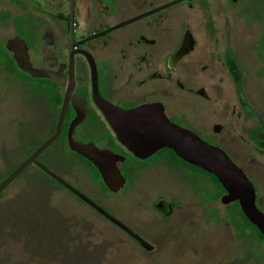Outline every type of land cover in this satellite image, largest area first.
<instances>
[{
	"label": "flooded vegetation",
	"instance_id": "flooded-vegetation-1",
	"mask_svg": "<svg viewBox=\"0 0 264 264\" xmlns=\"http://www.w3.org/2000/svg\"><path fill=\"white\" fill-rule=\"evenodd\" d=\"M256 4L255 0H0V81L1 84L7 79L19 81L27 89L22 91L23 97L29 94L25 98L28 100L27 111H20L23 114L15 117L16 134L10 139L16 143L15 152L19 153L25 147L24 156L4 174L11 172L54 132L64 105L56 136L36 155V160L134 234L41 166L29 162L18 175L32 167L34 172L50 181L37 186L44 193H41L40 203L53 207L57 201L50 199L52 192L55 188L65 190L72 196V203L87 209L143 252L157 249L159 243L169 241L170 236L177 238L181 229L194 223L195 216L199 219L196 218L199 235L203 234L200 222L205 220L217 223L224 220L233 225L236 235L233 221L225 216L234 201L228 204L220 201L225 190L218 198L207 201L205 192L215 189L206 180L204 172L195 168H192L195 172L189 171L177 164L174 151L168 147L145 158L136 156L118 139L108 118L120 119L122 110L142 104L161 105L170 121L198 129L205 137L189 128L207 142L221 147L229 156L233 155L224 144L226 137L221 134L225 124L215 121L206 125L205 109L212 95L213 79L221 80L219 71L222 70L234 84L239 111L247 119L253 117L250 104L243 96L242 68H245V59L252 57L259 64L256 77L262 78L264 85V0L260 1L259 7ZM239 17L247 23L248 38H245L244 46L238 42L236 24ZM15 54L27 60L32 69L45 74L33 76L23 70L17 64ZM236 75L240 79L238 84ZM100 98L109 104L107 113L98 104ZM241 106L246 110H241ZM196 118L199 125L194 124ZM245 130L246 139L252 142L254 149L258 153L264 151V120L261 118ZM69 140L89 144L107 156L110 153L120 156L114 162L109 159L111 163L107 165L121 175L120 179L117 176L111 179L116 190L105 184L91 160L70 148ZM147 170H155L167 179L173 175L180 188L191 190L196 205L182 204L169 183L157 188L143 185L140 181ZM34 172H29L31 178L35 176ZM4 177H0V181ZM79 180L86 182L87 190L79 187ZM24 187L29 188L28 179ZM258 198L256 194V203ZM214 200L224 205L223 215L211 204ZM125 201H129L134 209L133 227L114 210ZM68 207L65 203L63 211L57 214L68 222L67 227L73 231L69 234L75 235L71 241L74 243L79 240L77 233L81 224H77L79 218L65 215ZM229 210L235 212L232 206ZM213 211H217L219 220L213 218ZM154 219L161 224L169 223L165 231L158 229ZM22 226L10 235L17 242L23 241L22 248L17 247L16 257L20 253L27 258L36 253V241H33V232ZM78 245L83 252L94 256L95 251L89 250L84 243ZM8 259H11L9 255ZM95 259L93 264H97ZM8 264L21 263L15 258ZM22 264L27 263L23 261Z\"/></svg>",
	"mask_w": 264,
	"mask_h": 264
},
{
	"label": "rangeland",
	"instance_id": "rangeland-1",
	"mask_svg": "<svg viewBox=\"0 0 264 264\" xmlns=\"http://www.w3.org/2000/svg\"><path fill=\"white\" fill-rule=\"evenodd\" d=\"M255 1L256 6L259 7L262 0ZM254 9L257 8L254 7ZM246 26L247 23L239 17L236 28L238 42L240 41L241 46H244L245 38H248ZM245 62V68H242L244 74L243 96L245 101L250 104V112L253 117L247 119L245 114L239 111L234 84L229 76H226L221 70L219 74L222 75V79H213L211 85L212 95L206 105L204 123L209 125L219 121L225 124V131L223 129V133H221L227 139L224 140V144L236 157L230 154L231 158L244 169L254 183L256 194L259 196L258 207L264 212V151L258 153L254 149L252 142L246 139L245 130V127L256 125V122H260L261 118L264 120V85L263 79L257 78L255 74L259 64L254 62L252 57L245 59ZM1 83L3 82L0 81V175L6 173L24 156L25 147L19 153L15 152L16 143L11 142L10 139L16 134V129L13 126L15 117L23 114L20 111H27L26 102L28 101L25 99L28 93L23 97L22 92H26L27 89L21 86L19 81L7 79L4 84ZM195 98L192 99L201 103ZM233 109L236 110L232 113ZM241 110L246 109L241 106ZM238 111L240 113L237 115ZM193 121L195 125H199L198 118ZM188 126L200 136H204L198 129ZM253 158L255 160L252 161ZM177 164L195 172L194 169L187 168L180 161H177ZM30 171L34 172L32 167H27L4 189L0 196V234H6V236L0 237V264H8L9 260L13 261L15 258L20 260L21 264L23 261L27 264H93L95 258L97 264H264V240L257 243L256 240L247 241L244 234L236 236L233 225L224 220L218 223L211 222V220L201 221L200 228H203V234L199 235L197 216L195 217L198 220L193 218L194 223L189 228L181 229L177 238L174 235L170 236L171 239L165 243H159L161 245L157 246V249L143 252L131 240L105 225L87 209L72 203L70 201L72 196L65 190L55 188V191L52 192L50 199L53 202L57 201L53 207L40 203L39 199H41L43 190L37 186L50 181L36 172H34L35 176L31 178ZM144 172L140 181L143 185L157 188L169 183L174 195H177V199H182V204L190 202L196 205L197 202L194 201L191 190L188 187L180 188L173 175L167 176V179L166 175L157 173L155 170ZM27 179L29 188L24 187ZM86 185V182L79 180V187L82 190L88 189ZM206 195L207 192H205V197H207ZM65 203L69 205L65 215L79 218L80 221L77 224L83 225H78L77 238L79 240H75L74 243L71 241L75 239V235L69 234L73 231L67 227L69 226L68 222L62 220L57 214L59 211H63L61 209L65 207ZM211 204L223 215L224 205L219 200H214ZM114 210L127 224L133 227L134 209L129 201L114 207ZM90 221L92 224L89 223ZM153 223L157 224L158 229H164L163 231L169 224H161L157 219H154ZM20 225L35 235L33 241H36L34 247L36 253L28 255L27 258L20 253L16 257V252L19 251L17 247H21L23 241L18 239L17 242V239L10 235L11 232L19 230ZM85 227H87V231ZM177 231L180 230L177 229ZM53 242H55L54 245ZM78 243H84L89 250H94V256L79 249ZM71 246L73 247L71 248ZM101 251L104 252L102 256ZM8 255L11 259H8Z\"/></svg>",
	"mask_w": 264,
	"mask_h": 264
},
{
	"label": "water",
	"instance_id": "water-1",
	"mask_svg": "<svg viewBox=\"0 0 264 264\" xmlns=\"http://www.w3.org/2000/svg\"><path fill=\"white\" fill-rule=\"evenodd\" d=\"M7 47L10 48L9 43ZM14 56L19 67L28 71L33 76L45 74L43 71L32 69L29 62L20 57L21 55L15 54ZM98 104L105 113L108 112L107 105L109 104L102 98H100ZM63 109L61 116L63 114ZM61 116L54 132L0 181V192L29 162H35L82 199L95 206L124 229L133 233L126 226L93 203L84 194L36 160V155L56 136L60 127ZM108 120L115 130L118 139L136 156L145 158L162 147H168L181 159L212 173L225 190L220 196V201L223 204H228L237 200L246 218L264 235V212L256 203L254 184L243 169L239 167L221 147L207 142L191 129L170 121L164 114L161 105L156 107L155 104L151 103L142 104L129 110H122L120 119L113 121L108 118ZM69 146L91 160L99 169L105 184L110 189L116 190V188L112 186L111 179L113 176H117L120 179L121 175L117 169L113 172L111 170L112 167L110 168L107 165L108 163L114 162L115 158L120 157L119 155L111 153L108 156L104 155L102 151L91 148L89 144H83L75 140H69ZM106 162L107 164H105ZM136 236L137 235H135V237Z\"/></svg>",
	"mask_w": 264,
	"mask_h": 264
},
{
	"label": "trees",
	"instance_id": "trees-1",
	"mask_svg": "<svg viewBox=\"0 0 264 264\" xmlns=\"http://www.w3.org/2000/svg\"><path fill=\"white\" fill-rule=\"evenodd\" d=\"M235 81L238 84L240 82V79L238 77V75H236L235 77ZM264 145V144H263ZM172 152V151H171ZM173 156L175 159H177L178 161H180L181 163H183L184 165H187L191 168H195L198 170H201L202 172L205 173L206 175V180L212 184V186L214 187L215 191L213 192H208L207 193V197L206 200H212L215 198H218L223 192L224 189L221 186V184L219 183V181L217 180V178L210 172L205 171L204 169H201L195 165H192L190 163H187L186 161H183L180 157H178L174 152ZM6 174L1 175L0 177H4ZM230 206H228L229 209ZM232 207H234L235 212H230V210L226 211L225 216L227 217V219L229 221H233L234 226H235V232L237 236H242L243 234H245V239L247 241H253L256 240L257 243H261L262 240L264 239V235L256 228L255 225H253L247 218L246 216L243 214V212L241 211L238 202L234 201V203L232 204ZM213 210H215L213 208ZM213 218L215 220H219V215L217 213V211H213L212 214ZM233 220H232V219Z\"/></svg>",
	"mask_w": 264,
	"mask_h": 264
}]
</instances>
